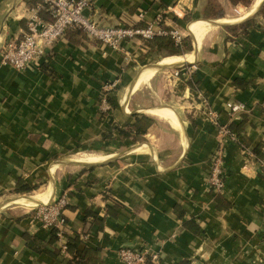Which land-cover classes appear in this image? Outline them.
Masks as SVG:
<instances>
[{
	"label": "crops",
	"instance_id": "0c3cea01",
	"mask_svg": "<svg viewBox=\"0 0 264 264\" xmlns=\"http://www.w3.org/2000/svg\"><path fill=\"white\" fill-rule=\"evenodd\" d=\"M249 1H96L104 26H145L165 11V27L191 41L183 55L139 39L114 51L70 30L25 70L0 57V264H71L62 247L75 237L85 250L78 264H123L120 249L142 247L158 255L147 264H264V0ZM38 3L0 0V51L24 35ZM235 103L245 110L230 114ZM209 112L238 140L221 139ZM135 115L151 120L143 139L120 137L116 127ZM221 143L216 194L208 179ZM80 154L105 158L84 166ZM20 180L36 189L16 193ZM39 194L45 201L21 202ZM62 195L63 240L35 209Z\"/></svg>",
	"mask_w": 264,
	"mask_h": 264
},
{
	"label": "built area",
	"instance_id": "2783aa9c",
	"mask_svg": "<svg viewBox=\"0 0 264 264\" xmlns=\"http://www.w3.org/2000/svg\"><path fill=\"white\" fill-rule=\"evenodd\" d=\"M97 0H39L36 9L27 20V30L24 35L16 41H8L1 46L0 57L4 66L13 67L16 70H25L30 64L43 56L47 47L53 46L58 40L64 37L71 28H78L84 31L88 37L98 41L100 44L114 51L126 50L128 41L139 39H150L153 36L167 34L162 28L164 23L163 14L159 13L153 22L145 26H104L97 23L94 19L96 13ZM159 1V0H154ZM85 11L89 13L86 15ZM171 12V10L169 9ZM141 18L143 14L139 15ZM176 43H180L182 34L177 29L169 31ZM188 73L191 70L188 69ZM178 75V72L175 73ZM116 88V83L104 85L100 97V111L108 114L112 106L108 101V94ZM229 113H240L245 110L243 104H229ZM211 121L216 125L217 132L221 139L229 137L238 140L236 135L227 126L218 122L215 113L209 112ZM245 152L246 149H245ZM251 157L253 154L248 151ZM225 152L222 143L213 154L211 171L209 175V185L211 190L220 194L225 187L224 177ZM263 175H264V164ZM67 204L65 195L50 203L36 206V214L41 219L45 229L55 231L56 236L63 240L67 223L63 217V209ZM262 240L264 241V227L262 229ZM66 244L62 250L65 252ZM118 259L123 264H147L148 260L157 261L158 255L148 247L138 249L122 248L117 253Z\"/></svg>",
	"mask_w": 264,
	"mask_h": 264
},
{
	"label": "trees",
	"instance_id": "16d2710c",
	"mask_svg": "<svg viewBox=\"0 0 264 264\" xmlns=\"http://www.w3.org/2000/svg\"><path fill=\"white\" fill-rule=\"evenodd\" d=\"M242 1L245 3L250 2L249 0H242ZM162 28L167 32V34L161 35V36H153L150 39L141 40V42H144V44H146L147 47L151 49V51L152 50H157V51L165 50L170 56L183 55L184 53L192 50L190 39L182 38L180 43H176L173 37L169 33L170 28L165 27L164 23L162 24ZM70 30H75L76 32L84 33V35L87 36V34L81 29L71 28L68 31ZM134 117H135V120L133 123L127 124L126 126H122V127H116L115 130H117V134L120 137H123L124 139H130L132 141L143 139V136L147 132V128L151 123V120L141 115L140 116L135 115ZM227 128L230 131L232 130L229 126H227ZM113 137H114L113 134H107L104 136V138L107 140L112 139ZM254 151H255L254 152L255 154H258V156L261 154L260 151H258V149H255ZM35 189H36L35 186L29 185L25 181L20 180L16 186L15 192L18 194H23V193L29 194ZM63 217H64V214H63ZM52 233H53V236H56L55 231H52ZM67 248L73 253V261L71 264H78V262L80 261V259L82 258L85 252V250L82 252L83 249L80 248L79 238L77 237L69 238L68 243H67Z\"/></svg>",
	"mask_w": 264,
	"mask_h": 264
},
{
	"label": "bare ground",
	"instance_id": "6f19581e",
	"mask_svg": "<svg viewBox=\"0 0 264 264\" xmlns=\"http://www.w3.org/2000/svg\"><path fill=\"white\" fill-rule=\"evenodd\" d=\"M260 2H257V3H260ZM201 30H202L201 27L197 30V36L196 37H198V40H200V37H201ZM182 57L181 56L175 57L174 59L173 58L169 59L167 62L184 61L183 60L184 58H182ZM156 113L158 115H160L161 117L169 119V121H170V117H169V115L165 109L162 108L160 110H157ZM96 154H80V155H77L75 157L74 161L81 162V163H96V162H99L105 158V156H99ZM72 159H74V158H72ZM45 199H46L45 196L39 194V196H35V197L22 198L21 202H23V204L32 206L35 203V201H45Z\"/></svg>",
	"mask_w": 264,
	"mask_h": 264
},
{
	"label": "water",
	"instance_id": "95a60500",
	"mask_svg": "<svg viewBox=\"0 0 264 264\" xmlns=\"http://www.w3.org/2000/svg\"><path fill=\"white\" fill-rule=\"evenodd\" d=\"M89 12L88 11H85V14L87 15ZM186 64V63H183V65ZM78 165H93L94 163H80V162H76Z\"/></svg>",
	"mask_w": 264,
	"mask_h": 264
},
{
	"label": "rangeland",
	"instance_id": "374dc122",
	"mask_svg": "<svg viewBox=\"0 0 264 264\" xmlns=\"http://www.w3.org/2000/svg\"><path fill=\"white\" fill-rule=\"evenodd\" d=\"M21 198H27V197H21Z\"/></svg>",
	"mask_w": 264,
	"mask_h": 264
}]
</instances>
